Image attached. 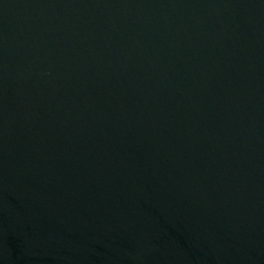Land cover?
I'll return each mask as SVG.
<instances>
[{"label": "water", "instance_id": "1", "mask_svg": "<svg viewBox=\"0 0 264 264\" xmlns=\"http://www.w3.org/2000/svg\"><path fill=\"white\" fill-rule=\"evenodd\" d=\"M0 264H264V0H0Z\"/></svg>", "mask_w": 264, "mask_h": 264}]
</instances>
